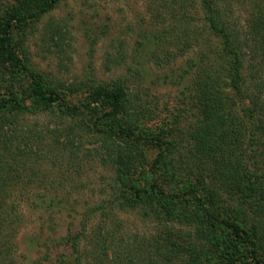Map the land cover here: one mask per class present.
Listing matches in <instances>:
<instances>
[{
    "label": "trees",
    "instance_id": "1",
    "mask_svg": "<svg viewBox=\"0 0 264 264\" xmlns=\"http://www.w3.org/2000/svg\"><path fill=\"white\" fill-rule=\"evenodd\" d=\"M61 1L0 5V264H16L18 204L48 185L42 165H81L85 151L111 174L109 197L88 209H102L85 236L92 264H264V0H148L161 26L138 55L170 64L195 53L179 67L198 113L182 149L171 134L140 130L142 112L129 109L123 86L73 98L79 87L50 85L18 55L27 27ZM41 113L57 126L26 125ZM94 139L95 150H83ZM120 211L146 217L155 232L102 233Z\"/></svg>",
    "mask_w": 264,
    "mask_h": 264
},
{
    "label": "rangeland",
    "instance_id": "2",
    "mask_svg": "<svg viewBox=\"0 0 264 264\" xmlns=\"http://www.w3.org/2000/svg\"><path fill=\"white\" fill-rule=\"evenodd\" d=\"M10 3L0 0L1 9ZM149 6L148 0H62L27 27L16 50L43 81L62 89L79 87L73 98L92 86H123L131 101L129 109L142 112L140 130L171 134L182 149L185 132L198 113L192 101V80L181 79L179 67L195 53L170 64L149 61L148 51L138 55L142 39L161 26ZM235 16L242 20L239 12ZM26 125L43 131L57 126L44 113L27 116ZM93 148L95 139L94 147L91 143L83 146V150ZM80 157L81 165L43 164L48 185L22 194L18 206L23 225L16 240V264H92L85 236L100 220L97 214L102 209L94 214L88 209L99 207L109 197L111 174L99 164L95 151L94 158L86 151ZM257 167L264 170V161ZM48 200H54L53 207H46ZM107 220L101 231L111 238L122 234L140 238L156 228L133 211L111 212ZM74 235L77 240L65 241Z\"/></svg>",
    "mask_w": 264,
    "mask_h": 264
}]
</instances>
